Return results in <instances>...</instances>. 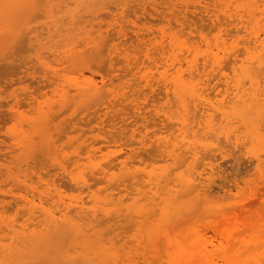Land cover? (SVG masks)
Listing matches in <instances>:
<instances>
[{"label":"rangeland","instance_id":"rangeland-1","mask_svg":"<svg viewBox=\"0 0 264 264\" xmlns=\"http://www.w3.org/2000/svg\"><path fill=\"white\" fill-rule=\"evenodd\" d=\"M240 1L0 0V247L12 243V233L5 229L7 224H15L20 232L38 231L43 228L38 222L44 218L38 217L41 209L60 216L65 203L78 202L85 207L83 218L78 219L81 234L72 236V231L66 230L61 236L64 245L60 237L53 248L45 247L37 257H28L30 261L43 263L44 259L58 256L63 261L54 259L55 263L77 264L78 257L71 261L68 257L94 253L99 244L104 254L95 257V253H89L99 259L85 263L172 264L173 244L198 235L211 250L200 264H264V201L257 199L261 192L251 196V188L264 183V69L259 68L264 65L250 63V55L244 52L249 34L244 27L248 18L243 20V16L249 0ZM210 3H217V7ZM187 5L191 7L186 9ZM193 5L203 7L197 12L199 9L194 10ZM232 42L234 52L244 53L239 62L247 58L246 65H254L252 78L233 67L235 56L225 60L222 48L228 46L230 50ZM162 46L166 47L164 51ZM250 47V52L259 51L264 59V47ZM212 51L222 55V66L227 65L224 71L215 70L212 75L207 71V77L202 73L191 77L186 72L183 79L187 93L195 89L214 108L204 110L196 94L192 97L191 93V101L187 93L186 98L182 97L189 100L184 108L185 104L180 105L179 98L174 97L184 93H174L178 82L166 95L164 80L152 66L154 62L161 67L172 61L177 66L192 62L203 67ZM128 61L132 65L136 61L150 63L152 71H157L149 72L156 75L149 76V86L138 74L124 76L129 70ZM114 62L116 66L111 64ZM51 68L62 75L59 80L63 81L57 80ZM119 68L126 71L120 73ZM81 73L105 85L101 93L106 95L97 96L105 100L93 101L96 96L89 95L92 99H88L83 93L76 95L73 83L84 79ZM66 91L75 94V99L63 96ZM134 92L138 95L134 96ZM113 93L119 99L125 97L120 102L112 97ZM30 97H36L37 103L33 105ZM107 99L113 100L114 104H110L114 107ZM15 111H19L18 118ZM163 114L172 119L165 120ZM185 115L184 125L180 120ZM30 121L39 122L37 128L31 127ZM170 150L174 151L170 154ZM101 169L107 174H102ZM219 173L229 179L247 177L250 182H240L239 188L226 185L231 192L225 193L219 188ZM185 179L192 180L193 185H187ZM30 184L46 189L50 197L57 195L41 201L38 191L27 186ZM26 193L28 198L35 197V219H29L31 212L23 198ZM93 211H97L95 215ZM85 239L92 243L93 251L84 248ZM47 249H55L54 254L45 253ZM82 261L78 264H85Z\"/></svg>","mask_w":264,"mask_h":264},{"label":"bare ground","instance_id":"bare-ground-1","mask_svg":"<svg viewBox=\"0 0 264 264\" xmlns=\"http://www.w3.org/2000/svg\"><path fill=\"white\" fill-rule=\"evenodd\" d=\"M214 1H216V0H214ZM240 1V0H239ZM244 1V0H243ZM241 2V1H240ZM242 3H244V2H242ZM246 3V2H245ZM248 4H247V6H246V16H243V20H244V17H247L248 18V20H247V24L246 23H244V24H246V26H244L245 28H246V31H248L247 33L244 31V29H243V31L249 36V38L247 37V35L244 33V35H246V37L248 38V40H246V37L243 35V38L245 37V39L244 40H246L247 41V43L248 44H246L245 45V50L246 51H244V49H243V51L245 52V54H248V55H250V56H248L247 58H249V60L248 61H251L250 63H252V64H255V65H257L258 64V66H262V65H264V59L262 58L263 57V55L261 54V53H259V51H258V54L256 53H254V52H250V50H251V45H253L254 44V50H255V48L257 47V48H261L260 46H262V48L264 47V0H249L248 2H247ZM211 4V3H210ZM154 5V4H153ZM205 5V4H204ZM207 5V4H206ZM209 5V4H208ZM214 4H211V6H213ZM217 5V3L214 5V7H217L216 6ZM218 5H219V2H218ZM239 5L240 4H238V6L236 5L235 7H239ZM246 5V4H245ZM156 6V5H155ZM186 6V5H185ZM196 6V5H195ZM162 7V6H161ZM171 7V6H170ZM169 7V8H170ZM191 6H188L187 5V8L186 9H188V8H190ZM201 7H203V6H201ZM200 6H199V8H201ZM204 7H208L209 8V6H204ZM163 8V7H162ZM161 8V9H162ZM172 8V7H171ZM184 8V7H183ZM196 8V7H195ZM195 8H194V5H193V9L195 10ZM198 8V7H197ZM196 8V9H197ZM198 8V9H199ZM211 8V7H210ZM241 8V7H240ZM245 7H243V9H244ZM154 9V8H153ZM160 9V8H159ZM167 9V8H166ZM192 9V10H193ZM236 9V8H235ZM146 10V9H145ZM158 10V9H157ZM201 9H199V10H197V12L198 11H200ZM203 10H205V8L203 9ZM207 10H209V9H207ZM237 10V9H236ZM240 10V9H239ZM163 11V10H162ZM185 11V10H184ZM212 11H214V10H212ZM216 11V10H215ZM214 11V12H215ZM244 11V10H243ZM156 12V11H155ZM160 12L161 11H158V13L157 14H160ZM163 12H165V11H163ZM186 12V11H185ZM204 12H206V10L204 11ZM213 12V13H214ZM194 13H196V11L194 12ZM163 13H161V15H162ZM164 15H167V13L166 14H164ZM186 15H187V13H186ZM217 15V14H216ZM215 15V18L217 19V18H219V17H217ZM231 15V14H230ZM230 15H229V17H230ZM241 15V14H240ZM211 17V19H212V16H210ZM241 17L242 16H240V20H241ZM186 18H189V17H185V19ZM227 18H228V16H227ZM238 19V20H239ZM213 20H215V19H213ZM237 20V21H238ZM246 20V19H245ZM241 22V21H240ZM243 22V21H242ZM183 24V23H182ZM238 24H239V22H238ZM241 24V23H240ZM243 25V24H242ZM124 30V29H123ZM242 31V30H241ZM240 30L238 31L237 30V32L239 33V32H241ZM237 34V33H236ZM236 34H235V37H236ZM239 35H241V33L240 34H238V36ZM125 36H126V34H125ZM222 35H220V37H221ZM233 36H234V34H233ZM237 36V37H238ZM218 38H219V35L217 36ZM236 37V39H238ZM223 38V37H222ZM231 38H232V36H231ZM234 38V37H233ZM242 37L241 36H239V39H241ZM142 39V38H141ZM140 39V40H141ZM235 39V40H236ZM239 39L237 40V42L239 43ZM142 41H143V39H142ZM233 41H234V39H233ZM246 41H244V42H246ZM150 42H151V39H150ZM217 42H218V40H217ZM226 42V41H225ZM236 41H234V43H235ZM141 43V42H140ZM142 43H144V42H142ZM147 43H149V42H147ZM233 43V42H232ZM230 44V50L228 49V46L226 47V46H224L225 48H222V47H220V48H222V53H223V55L224 56H227V57H225V60H226V58L228 59L229 58V56H230V58H229V60L231 59V56H235L234 58L232 57V59L234 60L233 62H232V65H234L233 67H236V68H239L240 70H237V71H241V73L243 74V76L244 77H249V78H252V77H250V76H253L254 74H252L251 73V69L253 68L252 66H254V65H252L251 66V64H249V66H247L248 64V62L246 63L245 61H247L246 59H245V61H242V63L241 62H239L240 61V54H244L242 51L240 52V53H237L236 52V50H235V52H234V49L233 48H231V46L232 47H234L235 46V44L233 43V44ZM252 43V44H251ZM226 44V43H225ZM221 45V44H220ZM219 43H218V50L220 51V49H219ZM238 45V44H237ZM258 45H259V47H258ZM253 47V46H252ZM165 46H162V51H164L165 50ZM233 50V51H232ZM253 50V49H252ZM251 50V51H252ZM263 50H264V48H263ZM219 51H216V52H214V51H212L211 52V54H209V57H207V59L205 60V61H207V62H204L205 64L203 65V67H202V64L201 65H199V64H196V63H192V62H188V64H187V66H185L184 67V65H183V63L182 62H180V64L177 66L176 64H175V62H173L172 61V63H168V62H166V63H161V64H163L162 65V67H161V65H158V64H155V62H154V65H152V66H156L155 68H157V70H158V72L160 73V75H161V79H163L164 81V84H163V87L167 90H165V92H167L166 93V95L168 96V93L170 92V90H172V88H173V86H174V84H176L177 82V84H179V86H181L180 84V81L182 82V86L181 87H187V85H185V83H186V80L185 79H183V77H184V75L185 74H187L186 72H188L189 74L188 75H191V77H192V74H198V76L200 75L201 76V73H202V76H204L203 74H205V72L208 74V72L207 71H210L211 72V75H212V72L213 71H215V70H222L223 68L225 69V67L227 66H222V63H223V61H225L223 58H221V54H220V52ZM224 51V52H223ZM238 51V50H237ZM234 52V53H233ZM255 52H257V51H255ZM254 53V54H253ZM260 54V55H259ZM221 55V56H220ZM262 55V56H261ZM223 56V57H224ZM209 58V59H208ZM221 59H223V60H221ZM239 59V60H238ZM129 60V59H128ZM242 60V59H241ZM244 60V59H243ZM126 61V60H125ZM222 61V62H221ZM232 61V60H231ZM231 61L230 62H228V65H229V63L231 64ZM237 61L239 62V64H237ZM112 62V61H111ZM129 63H128V65H127V67H128V69L130 70H128L129 71V73H128V71H127V73H125L126 75H124V76H127L128 74H130V72H133V74L132 75H136L137 76V74L139 75L138 77H139V79L140 78H144V79H140L141 81L143 80H145L146 82H145V84L147 83V85L149 84V82H151L150 80H148V78H149V76L150 75H152V74H150L149 75V72L151 73V72H153V74H154V72H157V71H152V70H154V69H152L151 67L152 66H148V65H145L146 63L144 62V61H140V62H137L136 61V63H134L133 62V65H132V62L130 63V61H128ZM143 62V63H142ZM193 62H194V60H193ZM227 62V61H226ZM157 63V62H156ZM45 64V63H44ZM112 65L114 64L115 65V62L114 63H111ZM110 64V65H111ZM119 64V63H118ZM247 64V65H246ZM48 65V64H47ZM223 65H225V62H224V64ZM237 65H239L238 67H237ZM116 66V65H115ZM114 66V67H115ZM200 66L202 67V68H200ZM113 67V68H114ZM121 67H124V65H122ZM126 67V66H125ZM124 67V68H125ZM127 67L125 68V69H127ZM153 67V68H154ZM232 67V68H233ZM113 68H111V69H113ZM123 68V69H124ZM218 68V69H217ZM256 68V67H255ZM254 68V69H255ZM258 68V67H257ZM256 68V69H257ZM261 70H263L264 69V66L263 67H259ZM263 68V69H262ZM46 69L47 68H45L44 70L46 71ZM110 69V70H111ZM120 69V68H119ZM121 70L120 69V73H121V71L122 72H125L124 70ZM235 69V68H234ZM255 69V70H256ZM260 69H258L259 71H261ZM57 70H59V69H57ZM64 70V69H63ZM114 70H116V72H117V68L115 69L114 68ZM255 70H253L254 72H256ZM49 71V70H48ZM51 71H52V68H51ZM62 71V70H61ZM113 71V70H112ZM119 71V70H118ZM170 71H172V72H170ZM222 71H224V70H222ZM236 71V70H235ZM236 71V72H237ZM53 73H56L57 74V71H56V69H54V71H52ZM216 72V71H215ZM235 72V73H236ZM253 72V73H254ZM48 73H50V76L49 77H51V72H48ZM60 73V72H59ZM65 73V72H64ZM119 73V74H120ZM185 73V74H184ZM55 74V75H56ZM82 74V73H81ZM157 75H158V73H156ZM172 74H175V75H173V79H170V77L172 78ZM207 74H205V76L207 75ZM222 74H224V72L222 73ZM248 74V75H247ZM252 74V75H251ZM83 75V77H84V79L83 80H81V81H76L75 80V82L73 83V86H74V89H75V92H77L76 93V95H79L80 93H83L84 94V97H89V95H91V96H96V99L93 97V101H101L102 100V98H103V96L104 95H106V94H103V93H101V92H104V91H102L103 89L105 90V85L103 86L102 84L100 85L98 82H97V80H95L94 78H90V76L89 77H86L84 74H82ZM132 75H131V78H133L132 77ZM159 75V76H160ZM62 75L61 74H57V80H59V78L61 77ZM81 76V75H80ZM124 76L122 77V76H120L121 78H124ZM130 75H128V77H129ZM156 75H154V77H155ZM158 76V77H159ZM193 76H196V75H193ZM208 76H210V73H209V75ZM93 77V76H92ZM119 77V78H120ZM128 77H126V78H128ZM152 77H153V75H152ZM153 77V78H154ZM207 77V76H206ZM77 79H78V77H76ZM81 78V77H80ZM79 78V79H80ZM120 78V79H121ZM125 78V79H126ZM130 78V77H129ZM135 78V77H134ZM160 78V77H159ZM53 79H55L56 80V78L55 77H53ZM151 79V78H150ZM160 79V80H161ZM54 80V81H55ZM62 80V79H61ZM61 80H59V81H61ZM127 80V79H126ZM137 80V83H138V79H136ZM139 80V82H140V86H141V84L143 83V81H142V83H141V81ZM159 80V79H158ZM175 80V81H174ZM177 80V81H176ZM179 80V81H178ZM63 81V80H62ZM128 81H129V79H128ZM128 81H126L125 83H127ZM184 81V82H183ZM56 82V81H55ZM130 83H131V81H129ZM134 82H136V81H134L133 80V82H132V86L134 85L135 86V84H133ZM159 82V81H158ZM162 82V81H161ZM53 84H54V82H52ZM71 84V83H70ZM145 84H144V86H145ZM52 86V84L50 83H48V86ZM55 85H57V83L55 84ZM128 85H129V83H128ZM127 85V87H129ZM137 85L138 84H136V87H137ZM147 85L145 86V87H147ZM152 85V84H151ZM170 85H172V86H170ZM58 86H59V84H58ZM71 86V85H70ZM131 86V90H132V88H134V86L132 87ZM149 86V85H148ZM153 86V85H152ZM179 86H178V88H176L177 90H179L180 89V91H177V90H175V92L174 93H178V92H181L182 90H184V93L182 94V96H179V95H181L180 93L178 94V96H174V97H177V98H179V100H177L178 102H181V104L180 105H182L183 103L185 104L186 102V100H188V97L190 96V91H189V93H187L186 92V87L184 88L183 87V89H181V87L179 88ZM54 87V86H53ZM56 87V86H55ZM143 87V86H142ZM66 88V87H65ZM141 89V87H138L137 89ZM150 89H151V87H149ZM153 88V87H152ZM56 90H57V88H55ZM72 89V88H71ZM70 89V90H71ZM73 89V90H74ZM55 90V91H56ZM65 90V89H64ZM63 90V91H64ZM72 90V91H73ZM135 90V88L132 90V92ZM188 90V89H187ZM189 90H192V93H191V96H192V94L194 95V94H196V95H194V96H196L195 98H196V100L198 99L199 101H200V103H202L201 105H202V107H204V110H205V108L207 109V107H210V108H212L214 105L211 103V101L210 100H208V98H206L205 97V95L204 94H200L199 92V94H197V91L195 90V89H189ZM138 91V90H137ZM137 91H135L136 93H137ZM140 91V90H139ZM138 91V92H139ZM169 91V92H168ZM195 91H196V93H195ZM70 91H66V93H62V94H64L63 96H66L68 93H69ZM121 91H119L118 93H120ZM134 92V96H135V93ZM183 92V91H182ZM79 93V94H78ZM101 93V94H100ZM115 93V92H114ZM114 93H113V95H112V97H115L116 96V94H115V96H114ZM124 93H126V92H124ZM185 93H187V95H188V97H187V99L186 100H184L185 98H186V95H185ZM61 94V95H62ZM82 94V95H83ZM103 95L102 96V98H101V100L98 98L97 99V96L98 95ZM111 94V93H110ZM123 94V93H122ZM127 94H129V93H127ZM132 94V93H131ZM131 94H129L128 96H131V98L133 97V95H131ZM45 95V94H44ZM60 95V96H61ZM71 95V94H70ZM69 94L67 95V96H70ZM73 95V94H72ZM72 95H71V99H75V97L74 96H76L75 94L73 95V98H72ZM99 95V96H100ZM123 95H125V94H123ZM136 95H138V94H136ZM175 95V94H174ZM183 95H185V96H183ZM66 96V97H67ZM109 96V95H108ZM118 96V95H117ZM116 96V97H117ZM119 96H121L120 94H119ZM191 96H190V101H191ZM37 97V96H36ZM36 97H30V99H31V103L34 105L35 103H37V98ZM79 97V96H78ZM115 97V98H116ZM122 98L121 99H119V97H117L118 99H119V101L121 100L122 101V99L125 97V96H121ZM139 97H140V95H139ZM182 97H185V98H183V100H182ZM193 97V96H192ZM39 98H42V97H39ZM63 98V97H62ZM65 98V97H64ZM80 98H83V97H81L80 96ZM91 97H89L88 99H90ZM115 98H112V99H114L115 100ZM135 98V97H134ZM137 98H138V96L136 97V101H137ZM29 99V98H28ZM69 99H70V97H69ZM68 99V100H69ZM92 99V98H91ZM104 99V98H103ZM109 100V99H107L106 100V102H105V104L108 102L109 104L110 103H112L113 102V100ZM117 99V100H118ZM193 100H192V102L193 101H195L194 100V98H192ZM68 100L66 101V99H64V102H68ZM105 100V99H104ZM103 100V101H104ZM117 100H115V102L117 101ZM129 100V98H127V101ZM138 100H139V98H138ZM188 100V101H189ZM70 101H73V100H70ZM75 101V100H74ZM102 101V102H103ZM110 101H112V102H110ZM120 101V102H121ZM124 101H125V99H124ZM131 101V100H130ZM129 101V102H130ZM133 101V100H132ZM183 101V102H182ZM188 101H187V104H188ZM16 104H20L19 102H20V100H18V99H16ZM134 102V101H133ZM197 102V101H196ZM194 102L195 104H196V106H199L200 105V103L199 102ZM38 103H42V101L40 102H38ZM107 103V104H108ZM118 103V102H117ZM139 103V102H138ZM199 103V104H198ZM16 104H14V105H16ZM62 104H66V103H62ZM113 104H114V102H113ZM113 104H110L112 107H114L113 106ZM13 105V104H12ZM42 105V104H41ZM117 105H119V103L117 104ZM135 105H137V104H135ZM18 106V105H17ZM108 106V105H107ZM106 106V107H107ZM134 107V106H133ZM136 107V106H135ZM184 108L186 107L187 108V105L185 104V106H183ZM215 107V106H214ZM213 107V108H214ZM15 108V107H14ZM109 108V107H108ZM140 108V107H139ZM138 108V109H139ZM38 110V109H37ZM141 110V109H140ZM19 112V111H18ZM17 111H15L14 112V116H18L19 117V113H18ZM13 113V112H12ZM140 113H142V112H140ZM166 115H168L167 114V112L165 113ZM165 114H163L164 116H166ZM143 114H141V116H142ZM13 116V115H12ZM40 116V115H39ZM163 116V117H164ZM17 117V118H18ZM41 117H42V115H41ZM47 117V116H46ZM145 117V116H144ZM169 117H170V119H172L171 118V116H166L164 119L165 120H167V119H169ZM186 115H185V118L183 119V121L182 120H180V122L182 123V124H186V121H185V119H186ZM29 118V117H28ZM38 118V117H37ZM48 118V117H47ZM196 118V117H195ZM16 119V118H15ZM169 119V120H170ZM185 122V123H184ZM30 123H31V127H36L37 126V124L39 123V122H37V121H30ZM37 128V127H36ZM43 128V127H42ZM108 132V131H107ZM107 132H105V130H104V133H107ZM39 133H41V132H39ZM100 133H102L103 134V131L102 132H99V135H100ZM124 133V132H123ZM128 133V132H127ZM97 134V133H96ZM101 134V135H102ZM110 134H111V132H110ZM110 134H106V135H108V137H109V135ZM125 134V133H124ZM98 135V134H97ZM98 135V136H99ZM106 135H104V136H106ZM104 136H102V138L104 137ZM113 136V135H112ZM111 136V137H112ZM100 137V136H99ZM107 137V138H108ZM105 138V137H104ZM110 138V137H109ZM168 144V143H167ZM166 143L164 144V146H166L165 148L166 149H168L169 147V144L167 145ZM192 147V146H191ZM159 148V147H158ZM161 148V147H160ZM190 148V147H189ZM192 149H194V148H192ZM174 150H170L169 152H170V154L173 152ZM193 152H194V154H196L195 153V151L193 150ZM26 161H29L28 159H26ZM24 163V162H23ZM27 163V162H26ZM29 163V162H28ZM27 163V165H30V164H28ZM22 164V163H21ZM20 164V165H21ZM33 164H35V162L33 163ZM32 165V164H31ZM31 165H30V167H31ZM8 166V165H7ZM22 166V165H21ZM39 166V165H38ZM95 166V165H94ZM33 167V166H32ZM34 167H37V163L34 165ZM11 168V167H10ZM63 169H65V167L63 166ZM102 170V169H101ZM101 170H100V172H101ZM110 170V169H109ZM103 171V170H102ZM107 170H104L103 172H101L102 174L104 173V174H107ZM0 173H2V171L0 172ZM100 173V174H101ZM3 174V173H2ZM27 175V174H26ZM3 176V175H2ZM28 176V175H27ZM42 176V175H41ZM31 177V176H30ZM29 177V178H30ZM38 177H39V174H38ZM218 177H219V179L221 180V184L219 185V188L220 189H224V191H225V193H227V192H231V188H228V187H230V186H235L236 188H239V186H240V182H244V183H246V184H249V179L247 178V177H242L240 180L238 179L239 177H233V179H229V177L228 176H224V175H222L221 173H219L218 174ZM32 178V177H31ZM41 180L43 179V176L42 177H39ZM33 179V178H32ZM188 180V181H187ZM185 179V181L187 182V185H193V181L192 180H190V179ZM24 181H26V180H24ZM29 181H32V180H28L27 182H29ZM184 181V180H183ZM26 183V182H25ZM31 183V182H30ZM34 183V182H33ZM23 185V184H22ZM226 185L228 186V187H226ZM21 186V185H20ZM29 188H31L33 191L35 190H37L38 191V195L40 196V200L42 201H44V198H46V200L48 199V196L50 197V193H47V191H46V189H39L40 187H38V186H33V184H30V185H27ZM227 188V189H226ZM30 189V190H31ZM226 189V190H225ZM264 189V183H258V185H257V188L256 187H254V189H252L251 188V191H252V194H251V196L252 197H256L257 195H258V193H260L261 192V194H260V197H257V199H262L263 201H264V192H262V190ZM29 191V190H28ZM258 191V192H257ZM22 193V192H21ZM35 193V192H34ZM56 193V192H55ZM54 193V194H55ZM58 193V192H57ZM27 194V193H26ZM49 194V195H48ZM19 195V194H18ZM28 195L29 194H27V196L25 195V196H23V198H24V202L26 203V205L28 206V208H29V211L31 212L30 214H29V219H35V217H34V215H32V213H33V209H35L34 208V206H35V197L33 196V198H28ZM38 195H36L35 194V196H38ZM57 195V194H56ZM56 195H51V199H54L55 197H56ZM58 195H59V193H58ZM251 196H249V198L251 197ZM32 197V196H31ZM59 198V197H58ZM61 198V197H60ZM19 199V198H18ZM20 200H22V202H23V199H20ZM20 200H18V201H20ZM17 201V200H16ZM17 201V202H18ZM21 202V201H20ZM4 203H5V201H4ZM1 204V203H0ZM20 204V203H19ZM74 204V203H73ZM21 205V204H20ZM65 208L63 209L62 208V210L60 211L61 213H60V216H57L56 214H55V212H53V211H51V210H49V209H46V208H43V209H41L42 210V214L39 216L38 214V217H41V216H43L44 218L41 220H39L38 222H40L41 223V225L43 226V228H41L40 230L38 229V231H37V229H35V230H32V231H29V232H20L18 229H17V227H16V225L15 224H13V223H10V224H7L6 225V227H5V229L8 231V232H10V233H12V235H11V242L12 243H10V244H2V251L0 252V264H56L57 262H58V264H60V263H62V262H59L60 260H59V257L57 256V258H54V259H58L57 260V262L55 263V261L56 260H54V259H52V260H46L45 261V259L43 260V263H39V262H36V261H30V257H37L36 255H37V253H40L41 251H42V249L44 248L45 249V247H47V248H49V247H51V248H53V246H54V243L55 242H59V238L64 234V232L66 231V230H68L67 232L69 233L70 231H72L70 234L73 236V234L72 233H75L76 235H80L81 234V232H82V227H81V224L79 223V220L78 219H82L83 218V215H82V217H81V214H82V212L84 211V204H80V203H75L74 205H72V203H69L68 205L65 203ZM72 206H74L73 207V209H72ZM43 207V206H42ZM41 207V208H42ZM20 208V207H19ZM23 208V207H22ZM27 207H25V209H26ZM24 209V208H23ZM24 209V210H25ZM27 210V209H26ZM25 210V211H26ZM93 210H96V209H93ZM96 212L97 211H93L92 213H93V215H95L96 214ZM85 213H86V209H85ZM106 213H108V212H106ZM40 214V213H39ZM84 216H85V214H84ZM86 216H88L87 214H86ZM42 218V217H41ZM85 218V217H84ZM0 220H2L1 218H0ZM83 221V220H82ZM7 222V221H6ZM81 222V221H80ZM84 222V221H83ZM82 222V223H83ZM2 223H3V221H2ZM4 224V223H3ZM2 224V227H4V225ZM6 224V223H5ZM0 225H1V223H0ZM83 226V225H82ZM82 228V229H81ZM69 234V235H70ZM74 234V235H75ZM84 234V233H83ZM82 234V235H83ZM84 236V235H83ZM62 237H64V236H62ZM62 237H61V239H60V242H62L63 243V241H61L62 240ZM67 237H68V235H67ZM70 238V237H69ZM69 238H68V240H69ZM80 238V237H79ZM78 238V239H79ZM58 239V240H57ZM57 240V241H56ZM66 240V239H65ZM83 240V239H82ZM81 240V241H82ZM18 241V242H17ZM67 241V240H66ZM65 241V242H66ZM80 241V240H79ZM187 241V242H186ZM186 241L185 242H175L174 244H173V253L171 254V256L172 257H170V259H171V261H172V264H200V261L203 259V257H205V256H207V255H209V254H211V250L208 248V245L206 244V243H204L202 240H201V237L200 236H198V235H194V236H192V237H189L188 239H186ZM16 242V243H15ZM62 243H59L58 245H60V244H62ZM75 243V242H74ZM77 243V242H76ZM81 243V242H80ZM56 244V243H55ZM79 244V243H78ZM93 244H95V243H93ZM102 244V243H101ZM57 245V246H58ZM63 245H64V243H63ZM96 245V244H95ZM95 245H94V247H95ZM19 246H21V247H19ZM66 246H67V243H66ZM78 246V245H77ZM84 248L85 249H87V250H92L93 251V246H92V243H90L89 241H88V239H85V241H84ZM97 246H98V249H97V251H94V255H95V257H96V255H103L104 254V249H103V245L101 246V245H99V244H97ZM1 247H0V249H1ZM69 247V246H68ZM54 248H56V247H54ZM71 248H73L72 246H71ZM84 248H83V250H84ZM57 249V248H56ZM67 249H70V248H67ZM77 249V248H76ZM53 250H55V249H53ZM53 250H50V249H47V252H45V253H48L49 251H50V253L53 251ZM80 251V250H79ZM53 252H55V251H53ZM52 252V253H53ZM66 252V251H65ZM68 252H70V251H68ZM77 252V251H76ZM82 252V251H81ZM85 252V251H84ZM49 253V254H50ZM62 253V252H61ZM90 252H88V253H86V254H81V258H79V256H77L76 254V257H68L69 258V260L71 261V259L73 260V258L74 259H76L77 257V259L76 260H78L79 259V261H77L78 263H80L82 260H80V259H83V263H85V262H91V260H98L99 258H94L93 259V254L92 253H90V254H92V256L89 254ZM54 254V253H53ZM41 255V254H40ZM40 255H38V256H40ZM63 255V254H62ZM65 255V254H64ZM63 255V256H64ZM41 256H44V255H41ZM46 256V255H45ZM44 256V257H45ZM70 256H72V255H70ZM91 256V257H90ZM29 257V258H28ZM67 257V256H66ZM83 257V258H82ZM98 257V256H97ZM40 258V259H39ZM43 258V257H42ZM61 258V257H60ZM65 258V257H64ZM68 258H66L65 259V261L68 259ZM90 258V259H89ZM92 258V259H91ZM37 259H39L40 260V262H41V257H38ZM37 259H35V260H37ZM89 259V260H88ZM112 259V258H111ZM61 261H63V260H61ZM64 261V262H65ZM74 262V263H73ZM73 262H67V264H75V261H73ZM66 263V262H65ZM64 263V264H65ZM77 263V264H78ZM133 264H139L137 261H133L132 262ZM63 264V263H62ZM85 264H87V263H85Z\"/></svg>","mask_w":264,"mask_h":264}]
</instances>
